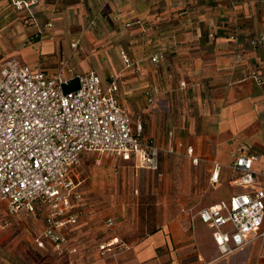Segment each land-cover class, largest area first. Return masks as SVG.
Returning <instances> with one entry per match:
<instances>
[{"label":"crops","instance_id":"crops-1","mask_svg":"<svg viewBox=\"0 0 264 264\" xmlns=\"http://www.w3.org/2000/svg\"><path fill=\"white\" fill-rule=\"evenodd\" d=\"M21 12L32 27L41 15L53 25L40 40L14 50L19 62L40 64L49 73L64 63L65 77L93 71L102 85L114 79L120 105L132 123L146 124L148 135L142 128V138L158 147L173 150L179 145L175 128L169 130L170 137L165 133L158 140L159 119L165 117L177 127L187 119L197 155L203 135L235 137L257 155L254 164H264V42L255 47L248 43L264 35V0H45L43 6ZM157 51L163 57L153 64L149 56ZM148 90L152 103L146 102ZM195 122L201 127L199 135ZM213 147L216 154L226 149L221 143ZM212 161L220 165V179L224 165ZM195 220L194 241L199 247L206 245L210 257L204 260L198 253L191 264H264V237L219 257L210 228ZM200 223L209 236L197 237L195 225ZM173 241L169 229L157 231L133 248L126 264H160L162 255L156 254L160 246L172 264H182L185 256L179 252L185 243L177 246ZM33 249L39 257L22 259V264H106L82 253L59 258L49 246Z\"/></svg>","mask_w":264,"mask_h":264},{"label":"built area","instance_id":"built-area-1","mask_svg":"<svg viewBox=\"0 0 264 264\" xmlns=\"http://www.w3.org/2000/svg\"><path fill=\"white\" fill-rule=\"evenodd\" d=\"M6 1L15 11L43 6L42 0ZM33 25L29 38L38 41L52 23L38 25L33 20ZM263 42L264 35L248 41L251 47ZM119 54L128 66V59ZM162 57L157 51L149 60L157 64ZM63 69L64 63L49 73L40 64L0 58V203L7 214L41 211L35 247L49 246L57 256L70 258L79 252L70 231L77 217L73 206L82 200L76 171L81 156L105 153L155 171L160 156L172 150L142 138L141 122L132 123L120 105L114 79L102 85L93 71L65 77ZM250 76L260 81L253 72ZM150 93L145 92L147 103H152ZM171 134L166 132L167 137ZM186 151L190 153L191 146ZM257 159L246 148L238 149L228 168L234 175L231 181L243 191L218 199L193 216L210 228L219 257L264 237V164L254 168ZM219 169L212 161L209 183H217ZM103 224L111 228L114 220L106 217ZM115 244L116 237L98 244V255L105 256Z\"/></svg>","mask_w":264,"mask_h":264},{"label":"rangeland","instance_id":"rangeland-1","mask_svg":"<svg viewBox=\"0 0 264 264\" xmlns=\"http://www.w3.org/2000/svg\"><path fill=\"white\" fill-rule=\"evenodd\" d=\"M48 18L41 15L35 22L42 25L49 21ZM27 20L25 13L13 10L8 1L0 0V56L16 59L14 50L32 41L29 32L35 27ZM61 55L64 59L65 54L60 53V58ZM159 121L158 140L175 128L179 145L172 152L160 156L155 171L135 167L130 161L105 153H85L81 158L76 171L81 179L82 200L73 206L77 217L70 231L71 239L79 247L78 253L106 264H126L136 245L157 231L169 229L175 240L172 245L185 243V250L179 252L180 257L185 256L182 264L193 263L198 253L204 260L210 257L206 245L199 247L194 241L192 230L196 218L193 216L218 199L243 191L231 181L234 175L228 165L238 149H248V146L240 138L201 135L202 152L197 155L190 144L187 119L181 121L178 127L172 121H166L165 117ZM142 128L143 134L148 135L144 122ZM195 128L199 135L201 127L198 122H195ZM214 142L225 145L226 149L216 154ZM189 145L192 151L187 153ZM211 160L224 165L220 179L214 184L208 182ZM258 166L254 164V168ZM106 217L114 220L111 228L103 224ZM42 220L43 213L39 210L32 214H7L0 203V264H22V259L39 257L33 249V239L42 227ZM195 228L198 238L200 235L209 236V230L203 224H196ZM112 237L117 238L118 244L100 257L98 244ZM156 254L162 255L160 264H172L173 259L162 246L156 249Z\"/></svg>","mask_w":264,"mask_h":264},{"label":"trees","instance_id":"trees-1","mask_svg":"<svg viewBox=\"0 0 264 264\" xmlns=\"http://www.w3.org/2000/svg\"><path fill=\"white\" fill-rule=\"evenodd\" d=\"M74 87V84L72 86H69V87H65V90L69 89V88H72Z\"/></svg>","mask_w":264,"mask_h":264}]
</instances>
